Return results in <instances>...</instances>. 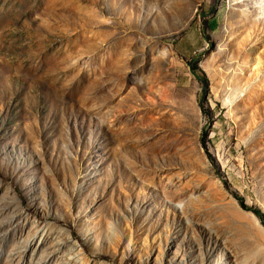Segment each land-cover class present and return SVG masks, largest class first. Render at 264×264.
Instances as JSON below:
<instances>
[{
	"label": "rangeland",
	"instance_id": "1",
	"mask_svg": "<svg viewBox=\"0 0 264 264\" xmlns=\"http://www.w3.org/2000/svg\"><path fill=\"white\" fill-rule=\"evenodd\" d=\"M252 209L264 0H0V264H264Z\"/></svg>",
	"mask_w": 264,
	"mask_h": 264
},
{
	"label": "trees",
	"instance_id": "2",
	"mask_svg": "<svg viewBox=\"0 0 264 264\" xmlns=\"http://www.w3.org/2000/svg\"><path fill=\"white\" fill-rule=\"evenodd\" d=\"M190 65V63H188ZM191 72L196 75V77L201 80L202 78L198 77L195 68L191 69ZM241 204V203H240ZM253 213L261 220L262 224L264 225V220L262 214L257 209H252Z\"/></svg>",
	"mask_w": 264,
	"mask_h": 264
}]
</instances>
